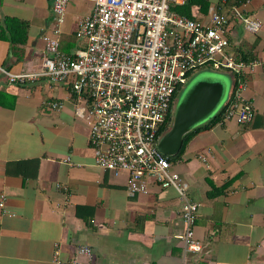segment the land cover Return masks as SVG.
Wrapping results in <instances>:
<instances>
[{
    "label": "crops",
    "instance_id": "1",
    "mask_svg": "<svg viewBox=\"0 0 264 264\" xmlns=\"http://www.w3.org/2000/svg\"><path fill=\"white\" fill-rule=\"evenodd\" d=\"M217 2L176 6L189 5L184 15L206 24L213 7L231 17L227 53L262 64L248 75L243 92L253 103L252 121L240 125L223 117L171 160L198 204L194 231L203 249L185 254L177 191L150 179L147 193L129 195L127 171L96 165L89 129L78 114L90 104L88 96L79 98L70 82L53 84L46 77L9 82L8 73L42 70L43 36L55 29L53 0H0V264H264V0H236L241 15L262 22L255 34L232 17V2ZM94 6L95 0H69L62 53L84 46L76 30ZM14 21L26 24L24 38ZM228 73L230 87L222 85L216 107L192 129L228 104L237 84ZM49 102L62 108L53 110ZM55 244L59 263L53 261ZM79 246L92 248V257L78 254Z\"/></svg>",
    "mask_w": 264,
    "mask_h": 264
},
{
    "label": "built area",
    "instance_id": "2",
    "mask_svg": "<svg viewBox=\"0 0 264 264\" xmlns=\"http://www.w3.org/2000/svg\"><path fill=\"white\" fill-rule=\"evenodd\" d=\"M188 0H95L91 15L82 19L76 36L82 48L68 55L60 51L59 35L69 0H53V35L43 36L45 51L38 73H8L11 83L46 77L50 83L70 82L72 93L88 96L90 104L79 116L89 129V143L96 165L115 173L127 171V192H148L149 180L159 187L174 188L182 202L185 254L203 249L195 238L198 204L188 197V183L173 170V163L158 149L161 128L168 116L178 87L185 86L195 71L212 68L237 78L225 119L244 125L254 117L253 103L243 96L248 75L262 63L245 61L227 53V33L232 20L211 8L209 22L203 23L173 11ZM232 17L243 20L249 33H257L262 22L240 14L236 0ZM53 110L62 104L49 102ZM67 162L70 159L67 158ZM0 207L4 208V195ZM78 254L91 258L89 246ZM55 244L53 261L59 263ZM78 264V263H77Z\"/></svg>",
    "mask_w": 264,
    "mask_h": 264
},
{
    "label": "water",
    "instance_id": "3",
    "mask_svg": "<svg viewBox=\"0 0 264 264\" xmlns=\"http://www.w3.org/2000/svg\"><path fill=\"white\" fill-rule=\"evenodd\" d=\"M221 89L217 80L196 89L188 104L174 117L170 130L160 139L158 149L162 154L173 157L179 153L184 136L218 104Z\"/></svg>",
    "mask_w": 264,
    "mask_h": 264
},
{
    "label": "trees",
    "instance_id": "4",
    "mask_svg": "<svg viewBox=\"0 0 264 264\" xmlns=\"http://www.w3.org/2000/svg\"><path fill=\"white\" fill-rule=\"evenodd\" d=\"M191 1L192 0H189V2H191ZM188 6L189 5H185L183 7H177L176 6L175 8H173V11H176L179 14L184 15V14H186L185 7H188ZM14 22H16L20 26V28H21L20 30H21V32L23 34V38H24L25 35H26V24L23 23V22H19V21H14ZM185 86L178 87L177 90H176V93L174 95V99H173L171 108L169 110L168 116H167V118H166V120H165V122H164V124H163V126L161 128L160 137H163L170 130V128L172 126V123L174 121V111H175V107H176V104H177L179 98L181 97V95H182V93L184 91ZM233 93H234V88H233L232 95H231V98H230L228 104L223 109H221L219 112H217V114H215L214 117H212L207 123H205V124H203V125H201L199 127H196L194 129L190 130L184 136V138H183V145H182L181 150L179 151V153L177 155H175L173 157H168L169 160H174V159L180 157L183 154V152L185 151L188 143L191 141V139L194 136H196L198 133H200L202 131H205V130L210 129L211 127H213L214 125H216L218 122H220L222 120V118L225 116V112L227 111L228 106H229V104H230V102H231V100L233 98ZM3 96L6 97V95L4 93H2V98H5ZM14 104H15V99L13 98V99H11L10 103H8L7 105H9L12 108V106Z\"/></svg>",
    "mask_w": 264,
    "mask_h": 264
},
{
    "label": "rangeland",
    "instance_id": "5",
    "mask_svg": "<svg viewBox=\"0 0 264 264\" xmlns=\"http://www.w3.org/2000/svg\"><path fill=\"white\" fill-rule=\"evenodd\" d=\"M212 80H217L221 87L222 85H224L225 87L226 85H228V87H230L231 85L230 84V74L226 71L215 70L210 67L207 69H201V70L195 71L192 74L191 78L188 80L184 88V91L176 104L175 111H174V117H176L178 113L184 108V106L188 104L191 96L194 94V92L200 85L209 84V82ZM221 93H222V89H221Z\"/></svg>",
    "mask_w": 264,
    "mask_h": 264
},
{
    "label": "flooded vegetation",
    "instance_id": "6",
    "mask_svg": "<svg viewBox=\"0 0 264 264\" xmlns=\"http://www.w3.org/2000/svg\"><path fill=\"white\" fill-rule=\"evenodd\" d=\"M187 93V92H186Z\"/></svg>",
    "mask_w": 264,
    "mask_h": 264
}]
</instances>
